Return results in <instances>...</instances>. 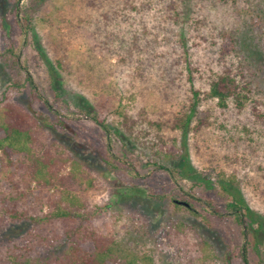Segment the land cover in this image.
I'll use <instances>...</instances> for the list:
<instances>
[{"label":"rangeland","instance_id":"rangeland-1","mask_svg":"<svg viewBox=\"0 0 264 264\" xmlns=\"http://www.w3.org/2000/svg\"><path fill=\"white\" fill-rule=\"evenodd\" d=\"M224 33L236 35L237 50L230 55L222 53ZM0 53L7 54L0 57V100L42 114L46 143L66 147L83 162L96 161L88 202L105 210L118 201L95 217L103 231L122 233L127 247L138 235L145 242L139 252L152 256V264H224L227 254L236 263L243 247L252 264H264L263 244L256 254L252 232L244 238L243 226L230 214L231 194L222 188H236L264 218V0H0ZM16 59L39 94L68 120L74 134L64 135L65 147L47 127L56 116L35 101L26 74L13 65ZM188 63L195 69L192 84ZM47 66L60 79L58 98L49 89ZM227 70L243 87L242 108L232 99L221 107L206 97L210 77ZM191 86L203 97L199 111L208 112L209 120L200 129L195 120L186 137L194 173L188 176L176 172L178 162L171 158L183 144L176 130H164L174 141L158 155L142 136L133 146L124 138L133 149L126 154L114 135L109 141L95 122L63 103L64 97L68 102L84 97L116 129L118 111L169 121L187 103ZM101 150L114 156V167L99 164ZM67 171L68 166L62 169ZM6 174L0 169V264H37L50 249L26 251V261L13 245L22 247L28 223L3 215L13 194ZM122 187H135L140 199L119 201L114 191L125 192ZM179 203L191 204L195 212L176 208Z\"/></svg>","mask_w":264,"mask_h":264},{"label":"trees","instance_id":"trees-1","mask_svg":"<svg viewBox=\"0 0 264 264\" xmlns=\"http://www.w3.org/2000/svg\"><path fill=\"white\" fill-rule=\"evenodd\" d=\"M235 38L234 33L222 35L223 55L236 52L237 49L232 47V43L236 42ZM228 47H230L229 51ZM5 56L7 54L0 53L1 58ZM13 65L16 70L24 71L26 74L27 85L33 91L35 101L44 105L50 115L56 116L57 119L53 123L48 122L47 127L53 134L56 133L55 138L61 140L60 143L63 145L64 135L74 134L68 120L53 109L48 98L44 99L43 95L39 94L38 85L30 77L29 71L22 69L17 59ZM0 68L2 67L0 66ZM47 68L50 77L49 89L58 98L62 94L56 86L60 79L53 75L54 68L52 66H47ZM186 68L189 78L195 69L190 63ZM189 80L192 84V77ZM190 88L187 103L183 105L180 113L171 117L169 121H151L141 115L133 117L127 112L118 111L114 113L119 116L113 123L118 126L116 129L106 122L105 116L100 118L90 102L84 97L81 99L75 97L73 100L70 99V102L64 97L63 103L67 107H74L85 118L95 122L108 135L109 141L114 135L113 137L123 144L121 150L126 154L133 153V149L127 146L124 138L130 140L129 144L133 146L139 142L138 140L142 136L149 149L157 148L153 153L158 155L157 151H165V145L174 141L172 136L164 133V130L166 128L171 131L176 130L182 137L183 144L181 148L178 147L176 154L171 155V158L172 160L175 158L174 161L178 162L179 170L176 172L180 176L181 174L188 176L193 172L187 159L186 137L190 131H194L192 123L195 120L199 129L206 124L207 119L209 120L208 112L199 111V105L203 101L199 90L194 86ZM242 89L243 87L239 86L235 75L227 70L223 73H214L210 77L209 91L206 97L216 99L221 107H225L227 100L232 99L238 108H242L244 104ZM43 120L44 116L34 111L32 107L24 108L14 101L0 100V169H5L6 179L13 188V194L8 199V207H3V215L10 222L27 221L28 223L26 234L21 238L22 247H16V243L13 242L15 248L21 251L23 259L30 260L29 256L25 257L26 251L36 252L41 247L50 249V254L44 252L43 261L37 262V264L154 263V258L146 251L139 252L144 249L145 242L140 240L138 235H132V245L128 244L127 247L121 236L122 233L119 234L116 230L103 231L100 225L95 222L96 216L107 212L111 205L117 206L118 201L114 200L111 205L108 204L105 210L88 202L87 190L95 184L91 165H94L96 161L93 158L90 161V157H86L87 160L83 162L81 161L82 156H76V158L70 154L71 152L65 145H63L65 148L60 150L55 148L54 144L43 141L41 137L44 134V126L41 125ZM143 122H147V124L145 125ZM96 158L103 166L108 165L109 168L115 166L116 161L113 160L114 156L111 153L103 154V150H101L97 152ZM238 160L240 163L247 161L244 156ZM66 166H68V171L63 173L62 169ZM196 178H198L197 180L202 179L197 176ZM230 181H232L231 178ZM122 188L125 192L120 189L114 191L119 201L126 197L140 199L141 194L135 187ZM222 188L232 197V201L229 203L231 216L243 226L244 238H247V234L252 232L256 240V254L259 255L260 246L262 244L264 246V218H260L256 212L250 209L236 188L231 187V189L225 184L222 185ZM179 204L181 206L176 205L175 207L195 212L191 204ZM123 234L127 235V232ZM56 246L58 247L56 251L51 250ZM232 257V254H227L224 264H252L247 248H242L238 262L235 263ZM258 259L262 260L260 257ZM203 260L208 261L207 257H203Z\"/></svg>","mask_w":264,"mask_h":264}]
</instances>
